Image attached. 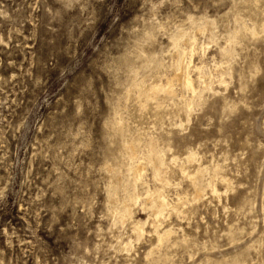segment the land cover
Masks as SVG:
<instances>
[{
  "label": "rangeland",
  "instance_id": "obj_1",
  "mask_svg": "<svg viewBox=\"0 0 264 264\" xmlns=\"http://www.w3.org/2000/svg\"><path fill=\"white\" fill-rule=\"evenodd\" d=\"M0 264H264V0H0Z\"/></svg>",
  "mask_w": 264,
  "mask_h": 264
},
{
  "label": "bare ground",
  "instance_id": "obj_2",
  "mask_svg": "<svg viewBox=\"0 0 264 264\" xmlns=\"http://www.w3.org/2000/svg\"><path fill=\"white\" fill-rule=\"evenodd\" d=\"M202 30V29H201ZM192 40V39H191ZM193 41V40H192ZM190 49V48H189ZM191 49H192V47H191ZM193 51H194V49H192ZM190 53H191V51H190ZM182 55V54H181ZM183 55H184V52H183ZM187 66V65H186ZM220 66V65H219ZM187 67H189V66H187ZM186 67V68H187ZM215 67V66H214ZM203 68V67H202ZM198 71L199 70H201L200 68H196ZM213 69V68H212ZM202 71V70H201ZM175 76V75H174ZM178 76H180L181 77V80H182V82H183V85H184V87L186 88V91L187 90H190L192 93H194L195 92V88H194V86H193V81L191 80V78L188 76V74H181V75H176L175 77H178ZM209 76V75H208ZM174 77V78H175ZM171 81L172 80H169L168 81V84L170 85L171 84ZM210 81V80H209ZM220 83H223L224 81L222 80V78H220L219 80H218ZM155 85V84H154ZM169 85H168V87H169ZM160 87V85H155V87L154 88H152V89H146V92H145V94L144 95H147V93L148 92H152V91H154L156 88H159ZM144 89V88H143ZM145 91V89L143 90V92ZM127 93H129V92H127ZM131 93V92H130ZM135 93V92H134ZM142 94V93H141ZM137 95V94H136ZM126 96H128V94L126 95ZM142 96V95H141ZM141 99H142V97H141ZM134 101H136V100H134ZM141 102V101H140ZM143 103V102H142ZM144 104V103H143ZM145 105V104H144ZM146 106V105H145ZM116 120V119H115ZM119 121H120V119H119ZM122 129V128H121ZM120 133V132H119ZM139 136V135H138ZM125 137V136H124ZM134 140V139H133ZM138 141V140H137ZM126 142V141H125ZM127 143H128V141H127ZM139 143V142H138ZM123 150L127 153V154H129V155H133L134 154V150H135V148H134V145L133 144H125L124 146H123ZM122 152V151H121ZM125 154V153H124ZM124 157V156H123ZM162 161V160H161ZM164 163H165V161H163ZM161 164V163H160ZM180 165H181V163H180ZM138 167V166H137ZM136 167V168H137ZM111 168V167H110ZM134 168V167H133ZM185 167H183V166H181L179 169L181 170L180 172H183L184 173V169ZM138 169V168H137ZM179 169H178V171H179ZM106 170V169H105ZM111 170V169H110ZM107 171H109V170H107ZM143 172V171H142ZM167 173V172H166ZM217 174V173H216ZM166 175V174H165ZM183 175V174H182ZM151 177H153V176H151ZM155 177V176H154ZM165 178V177H164ZM167 179V178H166ZM166 179H164V181L166 180ZM154 180V179H153ZM213 180V179H212ZM139 181H140V179H139ZM170 181V180H169ZM217 181V180H216ZM215 181V182H216ZM156 182H158V181H156ZM167 182V181H166ZM133 183V182H132ZM165 183V182H164ZM170 183V182H169ZM222 183V182H221ZM159 184V183H158ZM214 185V184H213ZM212 185V186H213ZM158 187H161L160 186V184H159V186ZM214 187V186H213ZM228 187V186H227ZM212 188H210V190H211ZM154 189H152V192H150V193H146L147 194V196L145 195V198L146 197H148L149 199H148V202L146 201L141 207H143V209H145V210H147L148 211V218H150V217H152L154 220H158L159 218H160V216L162 215V213L168 208V207H171V206H177V203H172L164 194H163V189H156V190H154ZM195 192H196V190H194ZM201 191V190H200ZM134 192V191H133ZM212 192L215 194V193H217V189H216V187H214L213 189H212ZM142 197V196H141ZM195 197H193V199H194ZM139 199V198H138ZM147 199V198H146ZM142 200H144L143 198H142ZM141 200V202H143ZM182 200L183 199H181V198H177L176 199V201L177 202H182ZM137 201H135V203H136ZM141 202L139 203L140 205H141ZM137 204V203H136ZM169 209V208H168ZM144 210V211H145ZM174 212H176V211H174ZM164 216V215H163ZM162 217V216H161ZM147 218V219H148ZM127 220V219H126ZM131 220V219H130ZM153 220V221H154ZM133 222V221H132ZM146 222L147 221H136V223L135 224H139V230H140V232L142 233V235L145 233V230H144V226H145V224H146ZM155 222V221H154ZM159 222H160V220H159ZM159 222H157V223H159ZM134 225V224H133ZM136 227V226H135ZM156 227V226H155ZM154 228V227H153ZM135 231V230H134ZM133 231V232H134ZM138 232V231H137ZM139 232V233H140ZM160 234V233H159ZM155 235H156V233H155ZM141 236V235H140ZM160 236V235H159ZM158 237V236H157ZM156 237V238H157ZM159 238V237H158ZM157 238V239H158ZM157 241V240H156ZM184 242V241H183ZM129 243H130V241L127 243V244H125V246H124V248L125 249H127L128 248V246H129Z\"/></svg>",
  "mask_w": 264,
  "mask_h": 264
}]
</instances>
